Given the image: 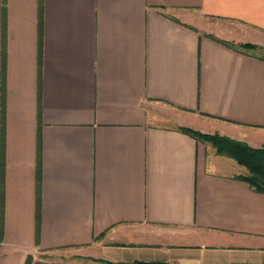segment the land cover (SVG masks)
Instances as JSON below:
<instances>
[{
	"label": "crops",
	"instance_id": "0c3cea01",
	"mask_svg": "<svg viewBox=\"0 0 264 264\" xmlns=\"http://www.w3.org/2000/svg\"><path fill=\"white\" fill-rule=\"evenodd\" d=\"M211 36L264 48V0H0V264H264V194L178 130L264 148V61Z\"/></svg>",
	"mask_w": 264,
	"mask_h": 264
},
{
	"label": "trees",
	"instance_id": "16d2710c",
	"mask_svg": "<svg viewBox=\"0 0 264 264\" xmlns=\"http://www.w3.org/2000/svg\"><path fill=\"white\" fill-rule=\"evenodd\" d=\"M212 37V36H211ZM214 40L223 45L243 54L256 56L264 61V48L252 44H234L224 40L212 37ZM178 130L203 143L211 144L217 155L232 158L240 166L246 169L244 175L238 176L237 179L248 183L253 191L264 194V148H252L244 142L236 141L220 135H210L195 131L190 128L179 127ZM31 263V258L26 264ZM105 264H114L106 262ZM122 264V263H119ZM129 264H165L160 262H134Z\"/></svg>",
	"mask_w": 264,
	"mask_h": 264
},
{
	"label": "rangeland",
	"instance_id": "374dc122",
	"mask_svg": "<svg viewBox=\"0 0 264 264\" xmlns=\"http://www.w3.org/2000/svg\"><path fill=\"white\" fill-rule=\"evenodd\" d=\"M213 135H215V134H213ZM217 135H219V134H217ZM223 137H226V136H223ZM227 138H230V137H227ZM230 139H232V138H230ZM205 144L210 145L209 146L210 152H212V153L216 152V149L211 144H209V143H205ZM218 160H220L221 162H228L229 164H231L230 169L227 170L230 173H232L234 171L239 172V173L244 172V169L239 167L237 165V163L235 161H233L232 159L218 157ZM86 254L87 253L85 251L78 250V249H76V250L75 249L62 250L60 252L44 254V255H42V259L44 261H51V262L63 263V264H88L93 259L91 257L87 256Z\"/></svg>",
	"mask_w": 264,
	"mask_h": 264
}]
</instances>
